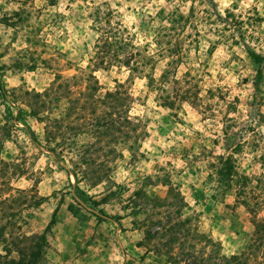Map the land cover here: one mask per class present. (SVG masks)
I'll return each mask as SVG.
<instances>
[{
    "label": "rangeland",
    "instance_id": "rangeland-1",
    "mask_svg": "<svg viewBox=\"0 0 264 264\" xmlns=\"http://www.w3.org/2000/svg\"><path fill=\"white\" fill-rule=\"evenodd\" d=\"M176 9L190 18L171 33L154 14ZM97 23L154 60L99 66ZM246 46L264 57V0H0V264H264L235 194L264 175V68L253 86Z\"/></svg>",
    "mask_w": 264,
    "mask_h": 264
},
{
    "label": "trees",
    "instance_id": "trees-1",
    "mask_svg": "<svg viewBox=\"0 0 264 264\" xmlns=\"http://www.w3.org/2000/svg\"><path fill=\"white\" fill-rule=\"evenodd\" d=\"M210 2V0H208ZM154 17L159 21L165 22L169 25L168 29L171 33L180 30L183 25H185L190 16L184 15L178 9L174 10L172 13H163V11H156ZM106 22V21H105ZM166 30V27L162 25L157 32L151 38H148L147 45L144 48H148L149 44H153L154 47L159 46V38L162 36L163 31ZM96 31L101 33V37L98 40V43L95 47V62L99 65H112L116 64L126 68L130 73H136L140 69L139 73L144 72V68L148 62L154 60L156 54H149L148 50L145 54H141L138 48L132 43L129 37H125L126 30L121 26L112 27L108 23H97ZM126 36H129L126 34ZM149 37V36H148ZM246 48V53L250 55L254 62V77H253V86L256 87L258 81L262 75V69L264 68V57L256 55L248 46ZM159 50V49H158ZM156 51L157 54L160 51ZM142 56V58L140 57ZM177 61L174 56L171 57L169 62V67ZM165 75V74H164ZM162 75V79L165 77ZM145 76L148 82V87L153 88L156 84H160L161 81L159 78L147 77ZM107 96L114 97L116 100H122V95L115 91L114 93H107ZM173 101V100H172ZM171 98L167 97L165 102H168V107H172ZM225 147L223 148L226 151V155L219 156L217 165L214 169V181L216 187L231 189L232 185L235 184L236 171L233 166L231 154L236 150L232 149L230 145V135L226 130L223 131ZM33 133H30V138H33ZM237 147V145H236ZM235 148V147H234ZM263 160V159H262ZM264 162V160H263ZM240 184H236V198L239 200L240 205L250 214V222L254 228L256 242L259 245L264 244V175H261V178L256 180L254 184L251 180L246 177L243 178ZM249 184V185H248ZM75 194L78 196V200L81 204L89 207L88 203L82 191L76 186L74 187ZM95 210V209H94ZM94 212V211H93ZM94 215L99 220H110V217L104 215L102 210H98ZM242 256H232L227 259V263L224 264H241ZM201 261V260H200ZM199 260H193L189 264H202ZM219 260L213 261L209 260L208 264H218Z\"/></svg>",
    "mask_w": 264,
    "mask_h": 264
}]
</instances>
